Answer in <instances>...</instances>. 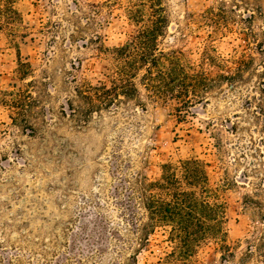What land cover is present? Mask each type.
Returning <instances> with one entry per match:
<instances>
[{
    "label": "rangeland",
    "instance_id": "obj_1",
    "mask_svg": "<svg viewBox=\"0 0 264 264\" xmlns=\"http://www.w3.org/2000/svg\"><path fill=\"white\" fill-rule=\"evenodd\" d=\"M113 2L18 0L17 37L0 32V91L25 90L35 80L29 90L44 107L37 118L27 116L33 132L0 103V264H125L129 256L138 264H183L161 230L139 247L125 179L158 180L163 164L188 159L206 165L225 207L227 244L237 248L227 263L209 240L189 263L260 264L258 255L239 260L246 242L264 233V122L254 118L252 99L262 79L254 72L264 64V0H163L169 24L158 49L181 51L184 64L210 77L220 70L208 55L251 57L252 72L232 89L218 85L188 113L177 111L175 100L149 101L139 87L143 108L124 101L79 128L67 106L77 102L74 79L110 86V64L97 48L122 46L138 30L127 2ZM19 60L29 65L24 78ZM136 212L145 221L143 210ZM97 225L111 244L100 246Z\"/></svg>",
    "mask_w": 264,
    "mask_h": 264
},
{
    "label": "trees",
    "instance_id": "obj_2",
    "mask_svg": "<svg viewBox=\"0 0 264 264\" xmlns=\"http://www.w3.org/2000/svg\"><path fill=\"white\" fill-rule=\"evenodd\" d=\"M18 0H0V32H5L11 38H16L21 27L22 17L15 8ZM121 0H114L118 3ZM127 18L138 26V30L126 44L106 48L103 44L97 48L103 59L109 62L112 73L110 86L100 84L92 86L79 83L74 79V96L76 104L67 101L69 116L80 127L87 124L88 119L95 113L118 108L124 101L139 102V87L146 92V97L152 102L164 103L175 100L177 111L189 112L195 101L206 100L218 85L225 83L234 88L239 82H244L252 72V58L248 60H225L208 55L207 62L220 72L210 77L201 69L196 70L190 64H184L181 51L158 49V39L163 37L168 29L163 0H125ZM91 5V4H87ZM98 9L94 4L91 5ZM223 11V8L219 9ZM213 15V10H208ZM209 20H213L209 18ZM264 37V35H263ZM96 40H100L97 36ZM96 42L95 39L91 40ZM101 43V42H100ZM258 45H260L258 43ZM258 52L263 53L260 48ZM18 75L27 76L29 65L18 61ZM254 74L262 78L258 82V97L255 100L254 118L264 122V64ZM138 80V82H136ZM35 80L25 84V90L17 89L10 92L0 91V103L12 109L15 122H23L22 126L35 131L27 121V116L37 118L44 107L40 100L33 98L29 89L36 87ZM250 103L249 101H247ZM39 110V112H37ZM66 115V109H61ZM44 122V120H41ZM127 182V207L130 222L135 226L139 238V247L144 248L149 237L157 230L167 233L168 241L174 246L171 254L173 259L189 263L196 250L205 242L213 241L220 250L224 262L233 260L237 248L227 244L225 225V207L220 201L217 189L209 184L206 165L198 159L179 161L177 165L170 163L161 166L158 180L151 181L146 176L137 174ZM143 210L145 221L139 220L136 210ZM95 214H92L93 216ZM97 217V214L95 215ZM100 246L111 244L105 237L103 225H97ZM262 258L264 264V233L255 241H247L240 261L253 256ZM125 264H138L136 257L129 256Z\"/></svg>",
    "mask_w": 264,
    "mask_h": 264
}]
</instances>
